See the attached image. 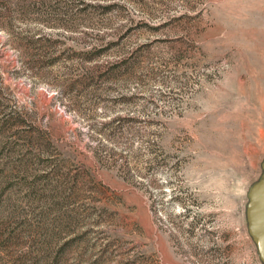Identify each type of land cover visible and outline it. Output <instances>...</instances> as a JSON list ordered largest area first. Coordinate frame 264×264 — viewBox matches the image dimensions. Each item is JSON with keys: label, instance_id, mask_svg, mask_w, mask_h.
<instances>
[{"label": "rangeland", "instance_id": "rangeland-1", "mask_svg": "<svg viewBox=\"0 0 264 264\" xmlns=\"http://www.w3.org/2000/svg\"><path fill=\"white\" fill-rule=\"evenodd\" d=\"M263 163L264 0H0V264H264Z\"/></svg>", "mask_w": 264, "mask_h": 264}, {"label": "water", "instance_id": "water-1", "mask_svg": "<svg viewBox=\"0 0 264 264\" xmlns=\"http://www.w3.org/2000/svg\"><path fill=\"white\" fill-rule=\"evenodd\" d=\"M262 169L261 179L251 188L249 193L246 218L249 233L264 263V163Z\"/></svg>", "mask_w": 264, "mask_h": 264}, {"label": "trees", "instance_id": "trees-1", "mask_svg": "<svg viewBox=\"0 0 264 264\" xmlns=\"http://www.w3.org/2000/svg\"><path fill=\"white\" fill-rule=\"evenodd\" d=\"M46 42V43H45ZM48 42H51V38H48L46 36H41L40 38L36 39L32 44V49H34L37 53V58L45 62L47 65H55L56 62H58L59 56H56L55 53L52 51H49ZM115 43H109L106 46H101L98 48H94L91 51L82 53L81 55L84 57V60L86 62H93L99 57L103 56L104 53L108 52V50H111L113 47H115ZM126 63V62H125ZM120 66L118 64H115L113 66H109V69L106 70L103 74L106 76H111V72L115 69L119 68ZM94 69H100V66H94L89 68L87 73L91 74V71Z\"/></svg>", "mask_w": 264, "mask_h": 264}, {"label": "flooded vegetation", "instance_id": "flooded-vegetation-1", "mask_svg": "<svg viewBox=\"0 0 264 264\" xmlns=\"http://www.w3.org/2000/svg\"><path fill=\"white\" fill-rule=\"evenodd\" d=\"M263 170V169H262ZM262 175H263V173H262ZM247 217V216H246ZM247 219V218H246Z\"/></svg>", "mask_w": 264, "mask_h": 264}]
</instances>
